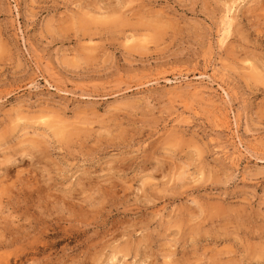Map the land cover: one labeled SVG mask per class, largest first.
I'll return each mask as SVG.
<instances>
[{
	"label": "rangeland",
	"instance_id": "rangeland-1",
	"mask_svg": "<svg viewBox=\"0 0 264 264\" xmlns=\"http://www.w3.org/2000/svg\"><path fill=\"white\" fill-rule=\"evenodd\" d=\"M0 264H264V0H0Z\"/></svg>",
	"mask_w": 264,
	"mask_h": 264
},
{
	"label": "bare ground",
	"instance_id": "bare-ground-1",
	"mask_svg": "<svg viewBox=\"0 0 264 264\" xmlns=\"http://www.w3.org/2000/svg\"><path fill=\"white\" fill-rule=\"evenodd\" d=\"M228 20H229V19H228ZM227 22H228V21H227ZM230 25H231V24H230ZM230 25H229V26H230ZM225 27H226V26H225ZM230 27H231V26H230ZM227 35H228V34H227ZM225 114H226V113H225ZM218 116H219V115H218ZM223 117H224V116H223ZM221 119H222V118H221ZM221 119H220V121H222V120L225 121V119H222V120H221ZM226 121H227V120H226ZM222 123H223V122H222ZM223 124H225V123H223ZM226 124H227V123H226ZM226 126H227V125H226Z\"/></svg>",
	"mask_w": 264,
	"mask_h": 264
}]
</instances>
